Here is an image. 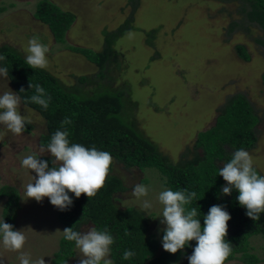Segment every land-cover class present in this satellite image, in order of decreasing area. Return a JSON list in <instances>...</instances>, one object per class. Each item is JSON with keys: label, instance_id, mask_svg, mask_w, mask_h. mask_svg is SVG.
<instances>
[{"label": "rangeland", "instance_id": "374dc122", "mask_svg": "<svg viewBox=\"0 0 264 264\" xmlns=\"http://www.w3.org/2000/svg\"><path fill=\"white\" fill-rule=\"evenodd\" d=\"M49 1L75 16L63 43L56 42L48 27L34 17L38 0H0V46H9L26 59L28 41L38 37L49 49L45 70L65 86H72L77 76L95 75L98 67L69 47L100 52L103 31L117 30L131 16L132 29L114 41L116 58L106 65L107 77L101 80L112 91L123 94L124 118L161 153L176 161L199 132L214 125L217 108L230 96L240 94L258 117L257 142L246 151L264 176V46L255 41L262 31L244 18L241 0H140L135 10L130 0ZM150 31H154V37L147 39ZM235 45L245 48L248 60L237 54ZM9 91L16 93L8 77L0 76V95ZM18 111L31 118L32 128L16 135L0 124V189L9 186L18 190L15 230H23L26 237L21 251L30 261L43 258L45 264H54L65 227L48 197L42 202L28 199L26 185L34 183L37 174L22 166L29 155L51 157L46 150L40 151L45 122L21 101ZM112 173L127 189L115 194V204L119 208L134 207L149 216V235L157 243L158 254L163 250L160 234L166 225L161 224L163 205L157 197L169 188L152 168L125 169L114 164ZM136 184L149 188V195L140 201L132 195ZM143 199L153 207L143 210ZM5 203L6 197L0 196V221ZM92 228L87 224L81 233ZM251 246L262 260L258 264H264L263 238H251ZM20 254L5 249L0 238L4 264H20ZM189 256L183 251L179 261L170 264H189ZM81 257L75 247L74 256L65 264H78ZM225 264L242 263L233 260Z\"/></svg>", "mask_w": 264, "mask_h": 264}, {"label": "trees", "instance_id": "16d2710c", "mask_svg": "<svg viewBox=\"0 0 264 264\" xmlns=\"http://www.w3.org/2000/svg\"><path fill=\"white\" fill-rule=\"evenodd\" d=\"M140 0H130L133 10ZM244 18L255 23L262 31V36L255 41L264 46V0H241ZM34 17L45 24L56 42L63 43L65 36L75 16L62 10L49 0H38ZM132 29V17L117 30L103 31L104 43L100 52H93L80 47H69V50L84 56L98 67V72L92 76L76 77L72 86H65L55 76L45 69H32L26 64V59L9 46H0V55L5 60L0 61V67L8 69V79L20 97L23 105L36 111L45 122V133L39 138V144L47 148L51 136L57 130H64L61 122L67 117L72 123L64 126L69 131L70 143H78L87 148L93 146L106 151L113 157L106 186L94 198L82 194L76 198L69 192L73 205L65 211L58 209V219L66 227L81 232L83 226L91 224L98 231H107L114 238L111 246L110 259L113 264H170L179 261L183 251L190 256L197 244L195 240L189 246L171 254L164 249L156 253L157 243L149 235V216L134 207L119 208L116 204V193L126 191L122 179L112 173L114 164L123 168L136 167L140 170L152 168L157 170L164 184L173 191L197 193L196 199L187 207L197 209V219L204 225V216L213 205H223L230 214L228 221V235L232 253L228 260H238L242 264H258L262 260L252 251L251 238L261 236L264 240V213L260 220L254 221L246 215V208L242 207L236 197L238 191L233 189L231 195H223L222 187L226 181L219 176V169L230 162L234 151L250 150L257 142L256 125L258 117L249 101L242 95L230 96L217 108L215 123L209 129L199 132L191 147H186L176 161L158 150L157 145L148 137L139 133L123 116V94L114 92L106 79L107 64L115 60L113 43L124 32ZM147 39L154 37L150 31ZM237 54L248 60L246 50L241 45H235ZM98 80V81H97ZM264 82V73L262 74ZM39 84L50 96L49 107L31 103L30 97L35 89L29 88V83ZM24 89L21 92V89ZM86 88V91L84 90ZM32 125H26L30 131ZM47 160L51 167V157L40 156ZM258 175L262 174L255 167ZM0 196L6 197L0 223L6 222L14 226L19 207V193L15 187L4 186L0 189ZM161 232V238L163 237ZM2 236H0L1 238ZM75 242L64 239L59 242V249L54 253V264H65L74 256ZM125 250L135 252L129 260H123ZM225 262V263H226Z\"/></svg>", "mask_w": 264, "mask_h": 264}, {"label": "clouds", "instance_id": "9594fccd", "mask_svg": "<svg viewBox=\"0 0 264 264\" xmlns=\"http://www.w3.org/2000/svg\"><path fill=\"white\" fill-rule=\"evenodd\" d=\"M48 47L33 37L26 47V64L32 69H46L48 60L46 53ZM5 56L0 55V61ZM0 76L7 78L8 69L0 67ZM30 89H35L34 95L29 99L31 103L42 106L45 110L49 107L50 96L39 84L33 85L30 81ZM21 92L24 91L22 88ZM20 97L12 92L0 95V124H3L12 133L19 135L26 125L33 121L29 116L22 115L18 111ZM72 123L70 118L61 122L64 130H57L45 149L41 146L40 151L45 150L51 155V167L47 160L29 155L22 160V166L37 174L34 183L26 185V196L42 202L45 197L50 199L52 205L60 211L68 210L73 205V199L69 192L74 193L76 198L86 194L89 200L97 196L98 192L106 186L110 170L113 165V157L109 152L95 148H87L78 143H70L69 131L64 126ZM253 159L248 151L239 149L233 152L232 159L219 169V176L227 182L222 187L223 195H231L233 189L239 195L236 197L239 204L246 208V215L254 221L260 220V214L264 213V176L258 175L253 167ZM132 195L140 201L149 195V188L144 184H136ZM197 193L173 191L165 189L158 194V202L163 205L161 224L166 225L162 229V247L165 251L176 254L178 251L197 242L193 253L188 257L189 264H225L232 253L229 242L225 241L228 235V221L230 214L223 205H213L207 215L204 216L202 227L200 219H197V209L188 208ZM153 204L143 199L141 208L151 209ZM64 239L75 242V247L80 250L82 257L78 264H113L109 259L111 246L114 238L105 231L92 228L86 233L74 231L72 227L63 230ZM0 236L5 249L20 252L18 257L20 264H45L42 258L38 261H30L28 254L23 253L26 237L23 230H14V226L0 223ZM135 255L131 250H125L123 260H129ZM0 264H4L0 258Z\"/></svg>", "mask_w": 264, "mask_h": 264}]
</instances>
